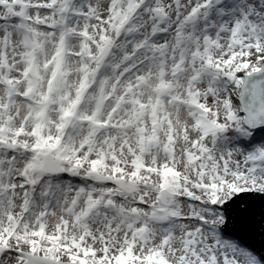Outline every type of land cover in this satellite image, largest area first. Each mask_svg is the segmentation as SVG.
Instances as JSON below:
<instances>
[{"label": "snow or ice", "instance_id": "obj_1", "mask_svg": "<svg viewBox=\"0 0 264 264\" xmlns=\"http://www.w3.org/2000/svg\"><path fill=\"white\" fill-rule=\"evenodd\" d=\"M0 264H264V0H0Z\"/></svg>", "mask_w": 264, "mask_h": 264}]
</instances>
